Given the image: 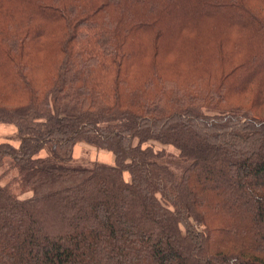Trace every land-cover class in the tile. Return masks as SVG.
<instances>
[{"label": "trees", "instance_id": "1", "mask_svg": "<svg viewBox=\"0 0 264 264\" xmlns=\"http://www.w3.org/2000/svg\"><path fill=\"white\" fill-rule=\"evenodd\" d=\"M0 122V264H264V0H0Z\"/></svg>", "mask_w": 264, "mask_h": 264}, {"label": "rangeland", "instance_id": "2", "mask_svg": "<svg viewBox=\"0 0 264 264\" xmlns=\"http://www.w3.org/2000/svg\"><path fill=\"white\" fill-rule=\"evenodd\" d=\"M18 132L17 126L13 123L0 122V142L7 139L8 137L15 142L16 145L19 144V140H15V134ZM155 149L160 147L166 148L170 155H178V150L173 145H162L160 142H155ZM48 153L47 149H42L40 155H46ZM76 162L80 163H90L92 161H98L105 164H115V156L112 151L108 150H97L96 147L88 145L86 143L76 142L73 147L72 153ZM125 178L129 179L130 175L125 172Z\"/></svg>", "mask_w": 264, "mask_h": 264}]
</instances>
